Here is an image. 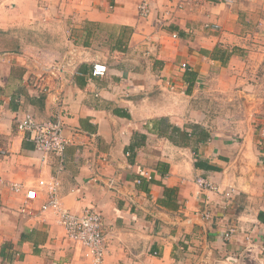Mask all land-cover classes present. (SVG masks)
<instances>
[{
  "label": "crops",
  "instance_id": "obj_1",
  "mask_svg": "<svg viewBox=\"0 0 264 264\" xmlns=\"http://www.w3.org/2000/svg\"><path fill=\"white\" fill-rule=\"evenodd\" d=\"M142 1L149 4L146 17L138 12ZM85 20L106 28L93 32L88 45ZM55 25L67 33L62 40L54 37ZM108 31L123 34V42L128 37L126 49L113 47V39L107 55L93 48ZM263 43L264 0L1 3L0 264H89L55 213L39 210L47 192L38 181L53 177L63 207L102 213V264H264V140L259 146L254 133L228 134L239 116L229 112L234 89L223 79L231 64L252 72L235 46L257 48L254 58L262 60ZM96 61L106 65L104 75L92 74ZM213 67L221 69L219 83L206 86ZM187 73L194 74L191 86ZM248 89L256 87L236 90L246 96L243 109L254 107ZM28 112L37 121L62 119L69 142L61 157L44 158L17 130L15 117ZM195 124L209 134L205 142L193 135L181 142L169 126L189 136ZM197 177L221 192L201 189ZM109 178L114 188L104 185ZM136 178L160 181L145 192ZM165 186L175 189L168 205L160 202ZM30 187L37 192L33 214L23 210ZM127 193H136L137 202Z\"/></svg>",
  "mask_w": 264,
  "mask_h": 264
},
{
  "label": "built area",
  "instance_id": "obj_2",
  "mask_svg": "<svg viewBox=\"0 0 264 264\" xmlns=\"http://www.w3.org/2000/svg\"><path fill=\"white\" fill-rule=\"evenodd\" d=\"M7 0H0L5 2ZM179 6V4H177ZM138 12L141 16H148L150 13L149 4L146 1H142L138 5ZM168 12V11H166ZM181 67H187L185 63H182ZM59 66H52L51 72L55 76L56 71L59 70ZM107 71L106 65L96 61L92 63V74L93 75H104ZM47 87V86H46ZM46 87L41 90L46 91ZM1 119V115H0ZM15 124L17 130L24 134L26 139L33 143L34 149L42 153L44 158H48L49 155L61 157L67 143L69 142L63 132V121L60 117L55 119H48L43 121H37L31 113H23L15 117ZM0 154H4V151L0 148ZM94 175L92 179L97 178ZM107 183L104 185L108 188H114V180L107 179ZM196 184L202 189L210 191L220 192L219 187L211 184L203 177L196 178ZM135 184L140 183V178L134 180ZM58 184L59 180L53 177L50 181L39 180L38 185L47 192V198L44 203L40 206L39 210L44 211L51 209L56 217L57 222L63 227L66 238L75 241L79 244L86 258L89 260V264H102L106 248L105 239V227L103 217L95 209H83L79 212H72L69 209L63 207L59 200L58 195ZM15 190H19L20 187L13 185ZM226 195L229 192L226 191ZM37 198L36 189L30 187L25 192V200L23 210L28 214H33L36 210L32 203ZM126 198L134 200L136 193H127ZM202 216L207 218L208 212H203Z\"/></svg>",
  "mask_w": 264,
  "mask_h": 264
},
{
  "label": "rangeland",
  "instance_id": "obj_3",
  "mask_svg": "<svg viewBox=\"0 0 264 264\" xmlns=\"http://www.w3.org/2000/svg\"><path fill=\"white\" fill-rule=\"evenodd\" d=\"M1 3H4V2H1ZM105 29L106 28L103 26L102 32ZM53 31H54V37H58V39H61L63 34L67 35V33L64 32L65 29H62L61 27H56V25L54 26ZM96 41L98 42V45L100 46V48H97V47H93V48L98 49L99 51H101V53L107 55L108 49L110 48L111 43H108V41L104 40L103 38H98ZM235 47H237V49H238L237 52H242L241 57H242L243 62L245 63V60H246L247 64L248 63L251 64V66H249V68L252 69V72L251 73H248V72L244 73V71H243L244 69H242L241 68L242 66H240L238 63V65L237 64H234V65L231 64L230 68H228V66H227V70L224 74L225 77L223 78V76H221V78L227 80L228 86L231 85V87H233V89H234L228 95H229V98L231 99L229 101H234L236 104H235V107L232 106L230 108L229 112L233 113V116L234 115L239 116V117H237V121H238L237 123H235L233 126L231 124L228 125L229 126L228 134H231L233 137H240V135L245 136L246 133H249V134L254 133V135H255L254 137H258L260 139V142L258 143V145L262 146L263 145L262 139L264 140V58L262 60H259L256 58V60H255L254 52L257 51V48L253 49V51H252L251 50L252 47H249V48H247V47L244 48V46H241V47L235 46ZM258 52L260 54H262L264 57V43L262 45L261 50H259ZM240 62H242V61H240ZM254 62L256 64V68H255V65L253 66ZM257 63H258V65H257ZM56 66L60 67V65H56ZM219 68H220V66H219ZM219 71H221V69L216 70V68L213 67L212 72L214 75L211 76L210 78H208V79H210L209 80L210 84L206 85L205 83H203V86L206 85V86L213 87L214 85L215 86L218 85L219 80H220L218 77V74H220V73H217V72H219ZM166 83H167L166 87L170 91L171 90L174 91L172 89V81L170 79H167ZM243 85L244 86L245 85H251V87L252 86L256 87V90H250V89L247 90V92H249V93H247L249 98L248 97L247 98L251 99L252 101L255 102L254 104L252 102L251 106L254 105V107H251L250 109H243L239 106L241 104L240 99L241 98L245 99L246 96H244V97L240 96V94L237 93L236 90L241 89V87ZM173 86H174V82H173ZM211 89H213V88H209L208 91ZM220 95H223V94H220ZM228 95H225V96L228 97ZM225 96L223 98H225ZM217 110L226 113L228 109H223L220 106ZM245 115H247V117H244ZM240 120H242L243 122H240ZM218 126H220V125H218ZM228 126H226V127H228ZM242 138H243V136H242ZM107 182L108 181H106V183ZM195 182H196V179H195ZM230 191H231V193H233L232 189ZM223 193H224V195H226L225 191H223ZM229 195H230V192L227 196H229ZM129 202L134 203L137 201L134 199V200H130ZM87 208L88 209H95L93 207H87ZM95 210L97 212H99L101 214V216H103L100 211H98L97 209H95Z\"/></svg>",
  "mask_w": 264,
  "mask_h": 264
},
{
  "label": "trees",
  "instance_id": "obj_4",
  "mask_svg": "<svg viewBox=\"0 0 264 264\" xmlns=\"http://www.w3.org/2000/svg\"><path fill=\"white\" fill-rule=\"evenodd\" d=\"M102 23L99 22H94V21H88L85 20L83 23V30H84V40L82 41L83 45H88L89 44V39L91 37H93L95 34H93V32L96 31V34H100V32H102L103 27ZM99 30V31H98ZM107 32V31H106ZM110 32V31H108ZM123 38L124 35L123 34H119L117 35V37H114V35L110 32V33H105L103 39L108 41V43H111V40L113 39V47H115L118 50H124L126 49V44H127V38L125 42H123ZM190 75H192L193 77V73H187L184 77V79L186 80V82L188 83L189 86L193 85L194 83V79L191 77ZM170 127H172V131L176 132V136H179L181 139V142H183V140H186V143H190L189 137L191 135H193L196 139L194 140L195 142L199 143V142H205L206 139L209 137V134L207 132L204 131V129L201 128L200 125L195 124L192 128V130L189 133V136L187 135L188 133L183 131V129H180L179 127L173 126V125H169ZM195 165H199L198 162L195 163ZM157 172L160 174V176L165 175V173L167 172V167L166 165L163 166V168H160V166L157 169ZM160 180H150L147 181L145 178H140V184H138V188L141 191H145L147 192L148 190V184L154 183V182H159ZM174 192L175 189L174 188H170V187H164L163 190V198L160 199V202L162 204L168 205L171 203L172 201V197L174 196ZM260 215V213H259Z\"/></svg>",
  "mask_w": 264,
  "mask_h": 264
}]
</instances>
